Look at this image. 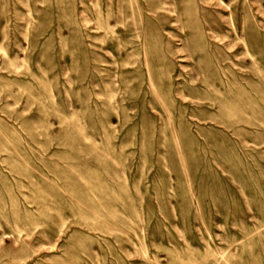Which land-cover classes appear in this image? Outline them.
<instances>
[{"label":"rangeland","instance_id":"1","mask_svg":"<svg viewBox=\"0 0 264 264\" xmlns=\"http://www.w3.org/2000/svg\"><path fill=\"white\" fill-rule=\"evenodd\" d=\"M0 264H264V0H0Z\"/></svg>","mask_w":264,"mask_h":264}]
</instances>
